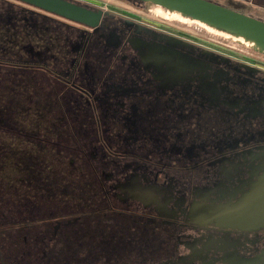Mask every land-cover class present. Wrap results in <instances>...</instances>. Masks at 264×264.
<instances>
[{"label":"flooded vegetation","instance_id":"flooded-vegetation-1","mask_svg":"<svg viewBox=\"0 0 264 264\" xmlns=\"http://www.w3.org/2000/svg\"><path fill=\"white\" fill-rule=\"evenodd\" d=\"M66 1L103 12L89 26L21 0H0L2 135L25 136L51 151L41 144V124L29 131L8 123L49 120L60 138L51 144L59 149L64 141L61 149L88 162L92 175L84 187L104 190L103 200L88 193L69 213L49 211L39 234L33 224L42 256L50 251L51 264H58L57 251L68 247L65 264H264V226L192 218L195 210L230 205L255 190L263 196L261 61L205 46L194 35L166 29L165 21ZM127 1L147 9L148 3ZM75 123L85 141L67 144ZM41 157L29 184L47 200L52 183L42 174L49 166ZM32 166L24 164L26 171ZM113 197L125 209L115 208ZM134 203L141 207L131 209Z\"/></svg>","mask_w":264,"mask_h":264},{"label":"rangeland","instance_id":"rangeland-1","mask_svg":"<svg viewBox=\"0 0 264 264\" xmlns=\"http://www.w3.org/2000/svg\"><path fill=\"white\" fill-rule=\"evenodd\" d=\"M87 1L88 3L95 5L96 7H101L103 9L111 10L113 12L121 13V14H126L128 16H133L135 18H143L147 22L150 23H163L165 21V25H168V28L170 30L175 31H180L184 32L185 35H194L196 36L201 44L220 50L222 52H227V53H238L239 55L235 54L236 57L246 59L247 57L250 58L249 61L252 60H260L261 65L264 66V55L259 54L257 52H254L251 48V45L247 42H244L241 37H233L229 35L228 33L219 31L217 29L211 28L202 22L192 20L190 18H186L181 16L178 13H173V12H168L165 9H163L160 6L154 5V4H147L146 8L144 9L143 7H139L138 5H134L130 1L127 0H83ZM212 2L218 3L220 5H223L225 7L237 10L241 13L250 15L255 18H260L262 21H264V15L258 14L257 12L259 10H256L255 8L250 11L247 4L248 0H210ZM251 2V1H249ZM261 9V8H260ZM264 10V9H263ZM249 12V13H247ZM263 12V11H262ZM253 13V14H251ZM256 13V14H255ZM264 14V13H263ZM261 15V16H258ZM168 17L167 19L162 18V17ZM170 27V28H169ZM253 43V42H252ZM254 62V61H252ZM256 63V62H255ZM16 114V113H15ZM14 114V115H15ZM12 127H17L16 129H19L18 127L23 128L24 130L29 129V131L32 130H37L39 128L38 124H41L39 131H42L44 135L42 136L45 141L41 142V144L46 145L48 149L51 151H47L45 148L42 147V150L40 149V144L36 143H31L28 141L25 136L21 135H15L8 137L6 135H2V130L1 128L4 127L3 123H0V139L3 140L4 146L6 147V150H11V151H21V155L24 153L22 156H26L23 160L26 162L27 165L33 164L32 171H28L27 175L26 171L20 176H24V179L22 180L20 177L21 182V191L23 192L22 195V203H24V209L26 210L28 207V211L30 214H25V210L23 209L22 213L20 212L19 215H22L24 219L31 221L32 217H42L44 218L43 220L40 221H33V224L36 225V228H38V234L40 231L45 227L42 226L46 221H48V216L47 213L49 211H54L58 210L60 212H67L69 213L71 210H75V207L72 208L71 206H75V204L81 203L82 200L80 198H84L88 193L91 194V197L95 199L97 197L98 199H102V192L104 190H101V188L96 187L89 191V189L85 188L84 185L87 186V184L84 183V179H91V169L88 165V162L83 161L85 159H82V154L79 152H70V151H64L61 149V146L66 147L65 144L66 142L59 140V149L55 144H51L50 140H58L59 137L53 135L52 130L50 131V124L51 122L49 120H19V119H13L8 122ZM36 123V124H35ZM35 124V125H34ZM38 125V126H36ZM75 127V128H74ZM74 127H71L74 129V135L70 136L69 135V141L67 144L72 143V139L74 138L75 140H79V143H83V131L84 129L82 128L81 130L77 127L76 123ZM84 127V126H83ZM123 138V136H122ZM60 139V138H59ZM48 140V141H47ZM141 143V142H140ZM76 144V143H75ZM145 147H150L149 143L143 142ZM1 145V142H0ZM46 151V152H45ZM59 152L63 156V160L60 158L61 155H59ZM15 155V154H13ZM13 155H8V157L5 158L6 162L8 164H18L21 159H18L17 157ZM36 155L37 159H36ZM41 155L45 156L44 160H46L45 164L48 165L49 167V175H47L46 168L42 170V174L45 176H49L47 178L48 181H51L52 187V198L44 200V198L39 199L37 197L36 191L33 187L32 184H29V182H35L32 181L33 178L30 176L31 174H35L36 170L40 171V166H42L44 163H42V157ZM81 156V157H80ZM60 159V160H58ZM70 159L74 160V164L70 165L69 161ZM30 160V161H29ZM127 160V159H126ZM25 162H22V164H25ZM128 162V161H127ZM9 167V166H7ZM11 168V167H10ZM106 170H110L109 166L104 167ZM112 169V168H111ZM9 170V169H8ZM173 176L179 179V171L176 170V172H172ZM18 174V173H17ZM39 175V172H37ZM183 176V175H181ZM35 177V176H34ZM181 178V177H180ZM31 179V180H30ZM199 184V183H198ZM105 190L108 189V187L105 184ZM62 192H66L67 194L62 195ZM68 192L70 195H68ZM16 193V192H15ZM32 196H31V195ZM12 196V195H11ZM93 198H91L93 200ZM9 199L11 200V197L9 196ZM111 203L115 205V208L117 209H125V206L121 204L117 199L114 197L111 198ZM100 204V203H98ZM104 204V202H103ZM101 204V207L103 206ZM8 205V204H7ZM134 206L131 207V209L134 210V207H141L138 204H133ZM97 206V205H96ZM22 209V206H17L15 207L12 204H9L7 207V211L12 210V209ZM31 209V210H30ZM49 210V211H48ZM87 211V210H86ZM104 211V210H103ZM101 213V210H99ZM107 213V210L105 211ZM87 213H90L87 211ZM87 215V214H86ZM118 215V214H117ZM114 218H119V217H114ZM47 219V220H46ZM46 220V221H44ZM53 223V218L51 219ZM24 222V221H22ZM28 224V223H27ZM30 228H34V226H30ZM58 228V226H56ZM51 226L49 227V232L47 235L50 236L51 234ZM44 234V233H43ZM27 238V236H25ZM50 241V240H49ZM46 240V242H49ZM43 245V244H42ZM38 256H42L43 254L39 251H37ZM86 253V252H85ZM85 255V254H84ZM73 255L68 259V263L73 262ZM72 264V263H71Z\"/></svg>","mask_w":264,"mask_h":264},{"label":"water","instance_id":"water-1","mask_svg":"<svg viewBox=\"0 0 264 264\" xmlns=\"http://www.w3.org/2000/svg\"><path fill=\"white\" fill-rule=\"evenodd\" d=\"M21 1L89 26L96 25L103 12L101 9L88 10L66 0ZM138 1L161 6L168 12L178 13L183 17L202 22L233 37H241L252 48L264 54V21L255 17L210 0ZM255 192L230 205H210L201 208L200 212L195 210L192 218L200 224L215 222L217 225L245 229L264 226V193L260 198L259 194H255Z\"/></svg>","mask_w":264,"mask_h":264},{"label":"trees","instance_id":"trees-1","mask_svg":"<svg viewBox=\"0 0 264 264\" xmlns=\"http://www.w3.org/2000/svg\"><path fill=\"white\" fill-rule=\"evenodd\" d=\"M13 155L18 159H21V151L6 150L4 144L0 145V264H51L49 256L50 251L45 256H38L37 251L45 250L42 248V242L35 236L37 229L30 228L33 226V218L43 220L42 217H32L31 221L25 220L22 215L25 208L22 203V191L21 182L24 176H20L26 171L24 164L20 161L18 164H8L5 160L8 155ZM9 166V167H7ZM11 167V168H10ZM46 168L47 175H49V168ZM9 169V170H8ZM32 170V168H31ZM28 173V171H26ZM18 173V174H17ZM26 173V174H27ZM21 177V181H20ZM16 192V193H15ZM12 195V196H11ZM31 195V194H30ZM37 197L40 196L36 193ZM11 197V200L9 199ZM9 204L22 206V209H12L7 211ZM25 210V209H24ZM28 207L25 210V214H30ZM31 210V209H30ZM49 211V210H48ZM50 215V214H49ZM49 217V216H46ZM50 219V218H49ZM47 220V219H46ZM44 220V221H46ZM24 221V222H22ZM28 223V224H27ZM35 233V234H34ZM25 236H27L25 240ZM41 248V249H40ZM47 248V247H46ZM48 249V248H47ZM60 252L57 251L56 256L59 258L58 264H65L60 262L61 256L68 254V247H60ZM56 250V249H55ZM55 250L52 255L55 254ZM41 252V251H40ZM63 254V255H62ZM48 262V263H47Z\"/></svg>","mask_w":264,"mask_h":264},{"label":"crops","instance_id":"crops-1","mask_svg":"<svg viewBox=\"0 0 264 264\" xmlns=\"http://www.w3.org/2000/svg\"><path fill=\"white\" fill-rule=\"evenodd\" d=\"M249 1H251V2H249ZM262 3H264V0H248V3H245V4H247V7H248V9H259V10H261V9H264V5H262ZM251 7H253V8H251ZM261 8V9H260Z\"/></svg>","mask_w":264,"mask_h":264},{"label":"bare ground","instance_id":"bare-ground-1","mask_svg":"<svg viewBox=\"0 0 264 264\" xmlns=\"http://www.w3.org/2000/svg\"><path fill=\"white\" fill-rule=\"evenodd\" d=\"M158 6V5H157ZM161 7V6H160ZM259 200H262V199H259Z\"/></svg>","mask_w":264,"mask_h":264}]
</instances>
